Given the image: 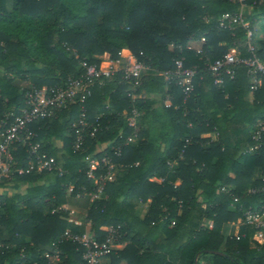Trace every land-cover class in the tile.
<instances>
[{
    "label": "trees",
    "instance_id": "trees-1",
    "mask_svg": "<svg viewBox=\"0 0 264 264\" xmlns=\"http://www.w3.org/2000/svg\"><path fill=\"white\" fill-rule=\"evenodd\" d=\"M242 2L254 53L264 59V0ZM241 4L0 0V119L18 113L29 88L63 85L68 76L78 75L82 60L105 66L104 53L116 58L122 50L148 66L135 89L117 73L83 93L81 102L30 124L31 142L55 158L61 174L25 171L28 143L12 146V174L0 178V186L29 185L0 192V264H51L46 254L65 230L103 240L111 225L119 226L117 241L128 242L103 256L109 264H194L196 255L197 264H264V241L222 232L228 222L242 219L240 206L264 203L263 192H246L262 184L264 145L242 152L252 144L256 119L264 116V79L250 90L246 67L238 65L218 84L208 68L232 49L240 57L251 56L243 26L231 31L218 24L223 14L239 12ZM177 60L182 68L195 67L186 99L174 74ZM15 79L30 86L19 88ZM129 91L139 96L131 98ZM82 106L90 127L75 148L73 123ZM131 115L134 126L128 124ZM133 132L134 140L124 144L120 136ZM101 144L105 147L98 150ZM103 155L111 158L115 172L92 198L83 222L71 225L62 208L66 198L95 191L86 170L90 158L101 161ZM45 174L52 180L39 184ZM132 197L148 204L144 218L128 208ZM206 220L212 221L210 227ZM58 245V264H87L80 244L60 240Z\"/></svg>",
    "mask_w": 264,
    "mask_h": 264
},
{
    "label": "built area",
    "instance_id": "built-area-1",
    "mask_svg": "<svg viewBox=\"0 0 264 264\" xmlns=\"http://www.w3.org/2000/svg\"><path fill=\"white\" fill-rule=\"evenodd\" d=\"M243 5V0H238ZM218 24L221 28L233 30L237 25L243 26L246 29V38L248 50L251 56L243 58L238 56L234 49L225 53L222 57L215 59L209 64L208 68L215 77V81L221 84L224 75H232L233 70L238 65L246 67L250 80V90H255L264 79V59L258 58L254 53V44L252 41L253 30L243 21V13L240 9L237 13H225L218 19ZM141 53V52H140ZM102 60L107 64L97 65L96 63H88L85 60L80 61L82 71L76 76H68L63 85L32 87L24 93V103L20 107L18 113L5 115L0 119V178L10 177L12 171L10 162L12 160L11 148L15 143L29 145V161L25 171L36 172H58L62 173V169L57 165L55 158L47 153L40 151L36 144L31 142L33 133L30 130V124L39 119L50 117L54 111L63 108L74 102L82 101L83 93H89L92 86L96 83H102L105 79L111 78L117 73L125 81H129L132 89L139 84L141 73L147 69V65L138 57L131 53H126L122 50L118 51V57L111 58L109 54L104 53L101 56ZM177 70L174 74L178 78V83L182 85L184 99L192 89V77L195 74V67L182 68L181 60L176 61ZM131 98H136L132 91L127 92ZM79 119L73 123L75 127L76 137L74 140L75 148H78L83 143L82 132L90 127L87 122L84 108ZM128 124L135 125L134 116L128 117ZM136 133L133 132L126 137L120 138L123 143H129L134 140ZM252 144H250L242 152L252 153L264 145V116L256 119L251 131ZM186 142H189L186 139ZM120 147H116V152L119 154ZM114 163L107 155L101 157V161L96 158H90L88 169L86 170L87 178L93 180L96 184L95 191L92 193V198L99 196L103 190L106 180L110 179L114 172ZM98 168L101 171H98ZM103 169V171H102ZM22 170V169H21ZM262 184L259 186H250L246 189L247 193H264V175L260 177ZM243 221L254 229L253 236L257 241H264V203H259L255 206H247L241 208ZM119 226H108L106 235L103 240H98L91 237L86 232L78 233L70 230H65L57 241L51 243L50 252L46 254L51 264H58L60 261V240H70L83 246L82 257L87 264H101V258L107 255L119 238ZM2 243L0 242V246ZM25 257V254H22ZM20 264H25L22 261Z\"/></svg>",
    "mask_w": 264,
    "mask_h": 264
},
{
    "label": "crops",
    "instance_id": "crops-1",
    "mask_svg": "<svg viewBox=\"0 0 264 264\" xmlns=\"http://www.w3.org/2000/svg\"><path fill=\"white\" fill-rule=\"evenodd\" d=\"M240 9L243 14H246L248 11L244 4L241 6ZM15 83L16 85L19 86V88L30 86V83L28 81H24L20 79H15ZM250 99H252L251 94H250ZM57 145H60V142H57ZM104 147L105 144H101L98 146V150H102L104 149ZM255 174L258 175L259 172L256 171ZM52 178H53L52 174H45L44 177L38 181V183L41 184L45 181L52 180ZM173 180L175 184L180 183V179L178 178H174ZM28 185L29 184L27 182H11L10 184L0 186V192L12 193L15 191H22ZM91 201H92L91 193H83L81 195H77L74 197L68 196L66 198V203L62 208L67 212L69 217V222L71 223V225L76 226V225H80L83 222ZM127 206L132 211V213L138 218H144L148 210L147 203L141 202L139 199L134 197L127 200ZM205 222L209 227L212 225L211 220H206ZM222 232L224 235H235V236L249 235L250 239L257 241L255 240L253 234H250V228L244 224L241 217H237L235 220L228 222L225 226H223ZM127 242H128L127 240L116 241L113 246V249L120 250L125 246ZM101 262L103 264H109V258L103 257L101 258ZM119 264H126V261L121 260Z\"/></svg>",
    "mask_w": 264,
    "mask_h": 264
},
{
    "label": "water",
    "instance_id": "water-1",
    "mask_svg": "<svg viewBox=\"0 0 264 264\" xmlns=\"http://www.w3.org/2000/svg\"><path fill=\"white\" fill-rule=\"evenodd\" d=\"M194 264H197V255H196L195 259H194Z\"/></svg>",
    "mask_w": 264,
    "mask_h": 264
},
{
    "label": "rangeland",
    "instance_id": "rangeland-1",
    "mask_svg": "<svg viewBox=\"0 0 264 264\" xmlns=\"http://www.w3.org/2000/svg\"><path fill=\"white\" fill-rule=\"evenodd\" d=\"M256 29H257L256 31L260 32V29H259V27H258V26L256 27Z\"/></svg>",
    "mask_w": 264,
    "mask_h": 264
}]
</instances>
